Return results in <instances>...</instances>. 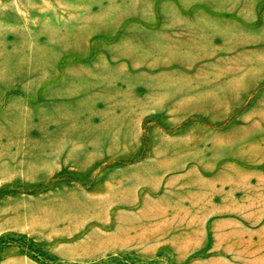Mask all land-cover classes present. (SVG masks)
<instances>
[{
  "label": "rangeland",
  "instance_id": "374dc122",
  "mask_svg": "<svg viewBox=\"0 0 264 264\" xmlns=\"http://www.w3.org/2000/svg\"><path fill=\"white\" fill-rule=\"evenodd\" d=\"M3 202L49 239L0 264H264L224 252L264 208V0H0Z\"/></svg>",
  "mask_w": 264,
  "mask_h": 264
},
{
  "label": "crops",
  "instance_id": "0c3cea01",
  "mask_svg": "<svg viewBox=\"0 0 264 264\" xmlns=\"http://www.w3.org/2000/svg\"><path fill=\"white\" fill-rule=\"evenodd\" d=\"M245 201H249L246 196ZM256 203H263L254 202ZM254 209H257V205H252ZM7 208V211L5 209ZM264 209L263 206H259V211H254L244 217L242 220L235 222L237 227H228L227 234L229 239V244L227 250L224 252H264ZM10 209L6 206L5 202L2 203L0 210V238L7 234H23L26 236H32L40 240L49 239L46 236L44 223L42 219L36 218L35 220L30 219L25 215L11 214ZM240 231L241 235H236L235 231ZM234 235V237H233ZM53 241V238L51 237ZM242 242L243 246H240ZM55 246H58L56 244ZM56 252L55 250H52ZM7 252H19L17 250L8 249ZM11 257V256H9ZM7 256V258H9ZM13 262H21L22 264H34L33 261L25 256L18 255L7 259V264H12Z\"/></svg>",
  "mask_w": 264,
  "mask_h": 264
}]
</instances>
